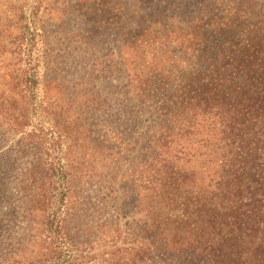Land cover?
Instances as JSON below:
<instances>
[{"label": "trees", "instance_id": "16d2710c", "mask_svg": "<svg viewBox=\"0 0 264 264\" xmlns=\"http://www.w3.org/2000/svg\"><path fill=\"white\" fill-rule=\"evenodd\" d=\"M36 1L0 22L3 47L47 34ZM77 1L78 25L99 31L102 10L115 40L117 142L131 156L101 189L134 243L115 264H264V0ZM65 176L46 264H76L57 213Z\"/></svg>", "mask_w": 264, "mask_h": 264}, {"label": "rangeland", "instance_id": "374dc122", "mask_svg": "<svg viewBox=\"0 0 264 264\" xmlns=\"http://www.w3.org/2000/svg\"><path fill=\"white\" fill-rule=\"evenodd\" d=\"M21 2L0 0V22L7 23ZM36 4L47 34L41 29L28 45L20 49L17 39L8 49L1 42L10 37L0 26V264L55 258L50 249L61 243L48 221L63 174L70 191L57 213L72 260L130 263L131 230H123L124 222L120 227L118 203H105L101 189L116 163L127 164L131 156L129 145L123 152L117 142L113 30L106 29L102 10L94 16L99 31L78 25L84 9L77 0ZM31 71L34 86L25 82ZM127 130H120L123 136Z\"/></svg>", "mask_w": 264, "mask_h": 264}]
</instances>
